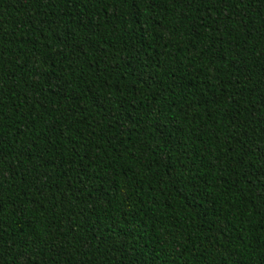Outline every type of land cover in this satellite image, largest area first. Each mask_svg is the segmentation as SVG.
Wrapping results in <instances>:
<instances>
[{
	"label": "trees",
	"instance_id": "1",
	"mask_svg": "<svg viewBox=\"0 0 264 264\" xmlns=\"http://www.w3.org/2000/svg\"><path fill=\"white\" fill-rule=\"evenodd\" d=\"M264 0H0V264H264Z\"/></svg>",
	"mask_w": 264,
	"mask_h": 264
},
{
	"label": "snow or ice",
	"instance_id": "2",
	"mask_svg": "<svg viewBox=\"0 0 264 264\" xmlns=\"http://www.w3.org/2000/svg\"><path fill=\"white\" fill-rule=\"evenodd\" d=\"M262 210H264V209H262Z\"/></svg>",
	"mask_w": 264,
	"mask_h": 264
}]
</instances>
